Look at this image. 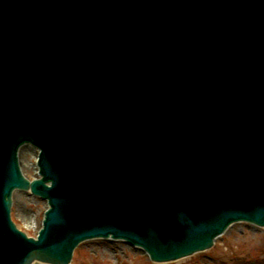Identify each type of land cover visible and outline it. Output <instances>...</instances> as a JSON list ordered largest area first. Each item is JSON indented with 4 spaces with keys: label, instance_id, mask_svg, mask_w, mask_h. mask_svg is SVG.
I'll list each match as a JSON object with an SVG mask.
<instances>
[{
    "label": "water",
    "instance_id": "water-1",
    "mask_svg": "<svg viewBox=\"0 0 264 264\" xmlns=\"http://www.w3.org/2000/svg\"><path fill=\"white\" fill-rule=\"evenodd\" d=\"M239 220L264 226V0H0V264L93 237L172 260Z\"/></svg>",
    "mask_w": 264,
    "mask_h": 264
},
{
    "label": "rangeland",
    "instance_id": "rangeland-1",
    "mask_svg": "<svg viewBox=\"0 0 264 264\" xmlns=\"http://www.w3.org/2000/svg\"><path fill=\"white\" fill-rule=\"evenodd\" d=\"M38 149L24 144L18 150L22 172L37 175ZM46 201L29 190H14L11 216L17 226L35 235L41 225ZM72 264H264V226L246 221L230 224L216 236L210 247L168 261H152L140 248L119 239L91 238L79 243Z\"/></svg>",
    "mask_w": 264,
    "mask_h": 264
}]
</instances>
